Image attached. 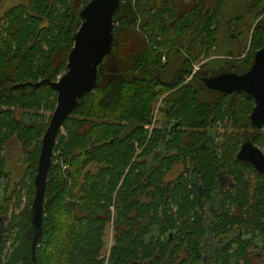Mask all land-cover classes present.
Instances as JSON below:
<instances>
[{
	"label": "trees",
	"instance_id": "obj_1",
	"mask_svg": "<svg viewBox=\"0 0 264 264\" xmlns=\"http://www.w3.org/2000/svg\"><path fill=\"white\" fill-rule=\"evenodd\" d=\"M90 1L31 0L28 7L7 12L17 50L0 52V91L5 90L0 92V105L54 111L57 93L49 86L28 85L13 93L9 87L59 80L81 26L78 12ZM215 3L209 8L206 0H123L114 17V55L100 68L96 90L64 123L65 135L59 133L54 147L60 154L57 162L53 158L48 176L35 261L31 208L42 138L50 119L36 114L35 124L22 128L0 111V187L5 166L2 151L8 141L16 137L25 151L31 148L16 189L8 194L7 185L0 196V219L7 224L0 264H104L101 256L109 225L115 232L109 264H205L206 238L220 239L235 228L264 240V178L236 160L239 137L229 140L219 153L201 149L200 133L185 142L182 135L167 138L162 128L151 133L148 129L153 108L175 87L178 91L162 102L169 117L182 119L187 127L208 126L214 113L229 116L237 127L248 122L254 106L251 98L242 95L225 109L213 111L200 102L194 86L182 84L201 57L207 59L217 50L218 23L227 2ZM247 16L254 17L248 27L247 56L235 60L233 53L226 55L244 69L264 48V0H252ZM235 20L234 28L229 27L232 42L242 36L238 29L244 22L243 17ZM37 37L30 47L29 41ZM175 57L183 58L184 72L173 81L162 79ZM162 147L165 157L156 164L152 159ZM175 151L180 160L205 173L204 193L190 188L192 179L184 174L166 183ZM220 170L229 173L236 188L226 193L218 189L220 198L215 201ZM22 191L27 202L17 214ZM209 220L215 222L211 227ZM258 247L255 239L239 237L216 249L208 263L253 264Z\"/></svg>",
	"mask_w": 264,
	"mask_h": 264
},
{
	"label": "water",
	"instance_id": "obj_2",
	"mask_svg": "<svg viewBox=\"0 0 264 264\" xmlns=\"http://www.w3.org/2000/svg\"><path fill=\"white\" fill-rule=\"evenodd\" d=\"M123 0H91L83 6L78 16L81 26L73 36L74 46L68 54L65 73L58 81L48 79L36 84L26 83L14 86H49L57 93V103L48 128L43 135L38 169L34 180V199L31 208V222L34 229L32 255L38 245L44 219V200L48 176L53 167V152L64 123L74 113L86 95L94 92L99 83L100 68L114 55L115 15L121 10ZM206 87L226 94L245 93L256 106L251 119L257 129L264 125V48L253 55L251 68L244 74L228 72L206 78ZM237 160L253 166L264 176V154L252 142L243 144Z\"/></svg>",
	"mask_w": 264,
	"mask_h": 264
},
{
	"label": "flooded vegetation",
	"instance_id": "obj_3",
	"mask_svg": "<svg viewBox=\"0 0 264 264\" xmlns=\"http://www.w3.org/2000/svg\"><path fill=\"white\" fill-rule=\"evenodd\" d=\"M5 1L6 0H2L0 2V52H2V51L6 52L8 50H12V51L14 50V52H15L17 50V42L14 39L15 37L13 35L10 36V34H9L11 20H10V18H8L7 12L13 8H16V7H28L31 0H29V2L27 4H18V5H15V6L9 8V9H7V7L5 6V4H6ZM215 2H216V0H215ZM222 15H223V12H222L221 16ZM221 34H222L221 32H218L219 36H221ZM237 37H240V36H237ZM237 37L235 38L236 39L235 41H237V42H233V43L238 45V47H243V43L242 44L239 43ZM38 40H39V37H37L35 40L32 38L31 41H29L30 47H32L35 43H37ZM229 40L231 42L233 40L230 37V34H229ZM44 47H45V45H44ZM217 48H218V46H217ZM249 50H250V45L248 44V46H246L244 44V52H245L244 55L242 57L236 55V57H234V59L236 60L239 58H244L245 56H247ZM218 56H221V55H217V57L212 56V57H209L207 59H204L202 62H200L198 67L194 66L195 69H193L188 75L187 74L184 75V81L182 82L183 85L194 86V91L197 92L200 102L207 104V106L209 108H211V110H213V111H215L216 109H225L229 103L230 104L233 103V101L235 99H240V97L242 95L246 96L247 98H251L250 96H248L242 92H239V93L234 92V93L226 94L223 92L214 91V90L206 87V84H205L206 78H209L212 76H218V75L228 73V72H235L238 74H244L252 66V64H251L249 67L244 69V67H242V65H237L236 63H233L234 61L232 62V61L227 60L226 55L223 58H219ZM175 58L177 59V57H175ZM182 62L183 61H181L179 65H174L172 62H170L169 67L161 74V78L165 79V80L169 79L168 81L175 80L176 77L180 73L184 72V70L180 67ZM252 63H253V61H252ZM202 69H204V71H203L204 73L199 74V72ZM181 70H182V72H181ZM17 85H19V84H12L9 87V89L12 90L11 93H13V90H14V92H15V90H18V89H13V87L17 86ZM178 89H179L178 87L171 89L168 93L165 94V96H163V99L165 97L172 95L173 93L177 92ZM3 91H5V90H3ZM3 91H0V92H3ZM162 101L163 100L161 98V100L157 103V104L160 103L158 111L160 110L161 107L164 108V111L160 112V114L162 115V118H161L162 120L161 121L159 120V122H160L159 127L157 126V122H156V127L162 128L165 131V133L167 134V138L170 136L172 137V135H175V136L176 135L177 136L182 135L183 136L182 140L185 142H189L192 139V136L194 135V133H197V134L200 133V135H202L201 136L202 140L200 141V144H199L201 149L214 148L215 151L217 150L219 153H221L229 140H231L233 137H236V138L239 137L241 144H240L239 150L236 154V160H237V155L240 152L242 145L246 144V143L252 142V144L255 147H257L264 154V125L262 126L261 129H257L254 126L252 119H251L252 112L250 113L248 122L245 123L244 125H238V127L236 126L237 121H236V123H232L229 116L221 117L217 113H214L213 117L209 121L208 126L204 127L203 125H201V127H198V128H191V127L185 126L182 119L170 118L168 115L169 114L168 109H165V105L163 103L164 101L163 102ZM252 102L254 103V106H253V109H254L256 104H255V101L253 99H252ZM253 109H252V111H253ZM0 111H4L5 114H10L11 117L8 118V121L9 120H15V125H19L22 128L33 126L35 124V119H37L36 114H40L38 112H34L33 110H29V109L25 108V106H20V107L13 106V107L9 108V107L0 105ZM182 132H184V134H182ZM12 139H15L18 141V139L16 137L11 138L10 141ZM10 141H8V143L4 147V150L2 151V155L5 158V166H4V172H3V179L4 180H3V183L1 184V187H0V196L3 195L5 189L7 188V185H9V180H10V173L7 171V160H6V156H5L6 147ZM159 150L162 151V153H161V156H159L158 161L155 162L156 164L160 163L162 161V159L165 157L164 148L162 147ZM173 156H175L174 157V166L171 168V170L167 174L166 183H173L182 174H184L185 176H188L192 179L191 183H190V188H195L200 194L204 193L203 180L202 179H203V174H205V173H202V172L200 173L199 169L196 166H193L190 162L183 160V159L180 160L177 151H175L173 153ZM238 162H240V161H238ZM241 163H243V162H241ZM244 164H246V163H244ZM246 165H248V164H246ZM249 166H251V165H249ZM251 167L253 168V170L255 172H257V174H259L258 171L253 166H251ZM259 175L262 176L261 174H259ZM204 177H205V175H204ZM262 177L264 178V176H262ZM216 187H217V191H215L216 192V193H214L215 197H213L215 201H216V199L220 198V196H217V194H219L218 189L220 191H222V193H226L227 191L233 192L236 188V184L228 172H226L225 170H220L218 173V176L216 178ZM209 206H210V204H207V207H209ZM207 207H206V209H207ZM208 223L211 227L212 224H214L215 222L213 220L212 221L209 220ZM5 225H6V221L3 222V220L0 219V240L1 241H2V238H3L4 233H5V230H4ZM239 237L244 238V239L253 238V239H255V244H256V236L255 235H252L245 230H240V229H236V228L231 230L228 235H226V236L224 235L222 238L217 239V240H215L211 236H208L206 238V241L204 244V247H205L204 263L205 264L208 263L207 260L209 259L206 255V244L208 243L207 240L209 238H212L213 240H215L219 243L218 247H216L213 250V252H214L216 249L222 248V246L226 245L227 242L235 241ZM112 246L109 249V255H110V250H111ZM260 248L262 249V247H260ZM258 249H259V247H258ZM256 255H257V253H256ZM256 255L254 256V260H253L254 263H255ZM210 257H212V256L210 255Z\"/></svg>",
	"mask_w": 264,
	"mask_h": 264
},
{
	"label": "rangeland",
	"instance_id": "obj_4",
	"mask_svg": "<svg viewBox=\"0 0 264 264\" xmlns=\"http://www.w3.org/2000/svg\"><path fill=\"white\" fill-rule=\"evenodd\" d=\"M251 1L252 0H226L227 3H226V6L224 7L223 15L218 23L219 32H221L222 34L221 36L218 35V48L216 51H213L212 56L217 57V55H221L218 57L223 58L225 57V55H227L228 52H231L234 55L241 56V57L244 55L245 53L244 44H247V41H248L247 39H249L248 27L254 18L253 16H247V10L249 8V4ZM28 2L29 0H6L5 6L7 7V9H9L15 5L27 4ZM206 2L209 8H214L216 5L215 0H206ZM239 17H243L244 22L242 26H239V29H238V31L242 32V36L237 37V38H238L239 43L241 44L243 43V47H238V45L231 42L229 40V33H228L229 27L234 28V25L236 23L235 19ZM229 22H231L230 25H229ZM179 36L181 35L179 34ZM203 60L204 58L201 57V60L195 63L194 66L198 67L200 62H202ZM181 61H183V58H177V59L173 58L172 60H170V62H172L174 65H179ZM159 106H160V103L156 104L155 107L153 108V119H152L151 124L148 126V127L153 126V129H155L156 127V122H157V126L159 127V124H160L159 120L160 121L162 120L161 119L162 115L160 114L161 110L158 111ZM53 112L54 111L45 110V111H40L39 113L45 116V119H48V118L51 119ZM63 134L65 135V132ZM30 150L31 148L29 147L26 151H30ZM26 151L22 147L20 142H18L15 139H12L6 147L5 156L7 160V171L10 173L8 194L12 192V190L16 189V183H18L25 174ZM161 153L162 151L158 150L156 154L154 155V158L152 159V161L157 162L159 156H161ZM26 191L24 192L22 191V196H23L22 204H21V208L16 211L17 214L20 212L22 208H24L27 202ZM11 213L12 211H9L8 214L11 215ZM4 227L6 228L7 224ZM114 235H115V232L112 228V225H109L106 230V234H105V248L101 256L102 258L105 259L104 264H109V249L114 244ZM1 242L2 241L0 240V244ZM207 242L208 243L206 244V255L209 258L208 260L210 263L212 261V257H210V255L212 256L213 250L216 247H218L219 243L213 240L212 238H209ZM3 243L4 242H2V244ZM10 243L11 241L7 243V247L10 245ZM256 245L259 246V249H257V255H256L254 264H264V240L262 238L256 237ZM260 247H262V249ZM183 256L184 255L181 254V257H179L177 261L178 262L181 261Z\"/></svg>",
	"mask_w": 264,
	"mask_h": 264
},
{
	"label": "built area",
	"instance_id": "obj_5",
	"mask_svg": "<svg viewBox=\"0 0 264 264\" xmlns=\"http://www.w3.org/2000/svg\"><path fill=\"white\" fill-rule=\"evenodd\" d=\"M148 129H149V131L151 132V131L153 130V126H152V127H148ZM60 132L64 133L63 128H62V130H61ZM56 143H57V142H56ZM59 154H60L59 151H58V152H53V158L55 157L56 162L58 161V156H59ZM66 168H67V167H64V169H66Z\"/></svg>",
	"mask_w": 264,
	"mask_h": 264
}]
</instances>
